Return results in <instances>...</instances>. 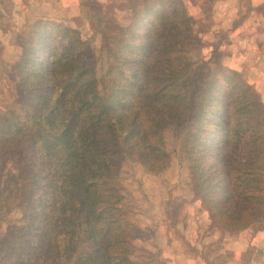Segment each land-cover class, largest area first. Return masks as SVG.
I'll return each mask as SVG.
<instances>
[{
	"label": "trees",
	"instance_id": "trees-1",
	"mask_svg": "<svg viewBox=\"0 0 264 264\" xmlns=\"http://www.w3.org/2000/svg\"><path fill=\"white\" fill-rule=\"evenodd\" d=\"M147 1L140 12L155 18L146 25L132 6L129 37L100 73L90 67L92 49L80 33L56 22H37L21 45L16 66L25 95L0 116V179H6L2 197L23 210L25 223L0 234V264H141L138 229L115 183L126 161L153 175L166 170L172 158L168 133L184 157L189 153L215 224L231 233L264 227L263 104L246 80L249 68L224 62L222 76L207 64L195 69L177 50L180 32L173 33L171 18L183 14L182 1L168 0L172 13L164 0ZM52 31L64 42L54 59L53 51L46 52ZM215 104L219 124L212 122L213 131L206 127ZM208 141L220 146L216 166L200 157L212 148ZM10 154L18 159L13 167Z\"/></svg>",
	"mask_w": 264,
	"mask_h": 264
},
{
	"label": "rangeland",
	"instance_id": "rangeland-1",
	"mask_svg": "<svg viewBox=\"0 0 264 264\" xmlns=\"http://www.w3.org/2000/svg\"><path fill=\"white\" fill-rule=\"evenodd\" d=\"M181 1L178 7L184 15L170 17L176 28L173 33L179 31L183 39L177 50L184 52L195 69L200 70L207 64L212 73L221 76L225 68L220 66L224 62L238 69L249 68L251 75L246 74V80L260 96L263 104L260 114L264 120V45L255 44L258 37L264 42V5L260 0ZM168 2L164 0L165 9L172 13L173 7L168 8ZM147 3V0H0V116L7 115L19 100L24 101L16 64L22 55L21 45L35 32L33 26L37 22L42 25L56 22L78 31L82 41L92 49L90 67L100 73L107 66V57L113 58L118 44L129 37L125 29L133 20L130 19L134 13L132 6L142 12ZM146 16L142 18L146 25L155 18ZM50 29L51 25L47 31ZM52 33L46 45V52L53 51L50 59L60 55L64 47L60 32ZM247 99L252 100L250 95ZM214 106L212 113L216 111V114L210 116L211 125L206 127L213 131L216 129L212 122L219 124L215 121L219 108ZM259 131L264 139V121ZM167 142L172 158L166 170L153 175L144 167L126 161L115 183L124 197L126 216L138 229L134 233L135 255L141 264H263V225L254 224L243 232L231 233L215 224L207 208L209 201L206 205L202 202L203 187L197 190L189 153L184 157L185 152L176 144L174 133L167 134ZM208 144L212 148L200 157L210 166H216L220 161V146L217 141H208ZM233 149L228 153L237 161L238 155ZM15 157L12 154L6 157L9 167L18 163ZM39 177L41 184H45L44 174L40 173ZM5 180L0 179L2 235L25 223L23 210L13 200L2 197ZM39 199L46 205L47 196L42 193ZM218 209L215 213H220Z\"/></svg>",
	"mask_w": 264,
	"mask_h": 264
},
{
	"label": "crops",
	"instance_id": "crops-1",
	"mask_svg": "<svg viewBox=\"0 0 264 264\" xmlns=\"http://www.w3.org/2000/svg\"><path fill=\"white\" fill-rule=\"evenodd\" d=\"M251 1H253V0H251ZM255 1V0H254ZM256 2V1H255ZM258 2V1H257ZM259 2H261L260 4H263L264 5V0H260ZM237 15V14H236ZM239 15H241V11L238 13V16ZM240 17V16H239ZM249 19H252V16H251V18L249 17ZM254 26H256V24H254ZM257 26H259L258 24H257ZM234 29V28H233ZM236 31V30H235ZM256 32V31H255ZM264 34V33H263ZM253 35H254V32H253ZM257 41H255L256 43L255 44H257V46L258 47H260V46H262V45H264V42H262V40L261 39H259V37L256 39ZM254 43H253V45H255ZM236 252V251H235ZM245 253V251H242V254H244ZM260 255L259 254H257V257H259ZM263 257H264V254L262 255ZM264 261V260H263ZM250 264H252V263H250ZM264 264V263H263Z\"/></svg>",
	"mask_w": 264,
	"mask_h": 264
}]
</instances>
